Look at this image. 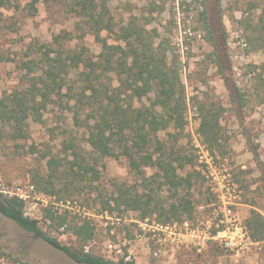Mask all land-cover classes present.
I'll return each instance as SVG.
<instances>
[{
	"label": "rangeland",
	"instance_id": "1",
	"mask_svg": "<svg viewBox=\"0 0 264 264\" xmlns=\"http://www.w3.org/2000/svg\"><path fill=\"white\" fill-rule=\"evenodd\" d=\"M1 1L0 99L28 88L32 75L21 67L23 62L34 59L40 73V55L32 52L37 45L51 44L57 53L83 52L85 59L99 61L101 45L73 11L71 0H38L35 15L28 6L32 0ZM108 9L113 32L103 31L101 36L110 45L119 44V30L135 22L155 37V46L167 53L169 67L180 75L185 128L177 132L170 128L158 136L168 152L174 147L180 157L192 160L179 171L181 176L192 173L195 179L191 190L195 211L186 221L190 228L207 227L223 202L230 203L245 228L252 211L264 217V0H112ZM83 71V65L71 67L66 79V89L72 88L76 95L82 87L78 74ZM106 77L104 82L109 79L117 86L113 74ZM154 99L151 93L135 100L134 106L151 107ZM203 107L221 112L220 144L213 151L199 133ZM80 108L71 96H53L40 121L28 120L25 140H1L2 198L23 200L26 216L74 249L83 245L74 233L76 227L89 224L94 236L84 251L105 260L264 264V240H252L248 231L250 240L240 256L212 242L201 252L187 244L173 247L144 231L137 212L117 208L112 200L121 187L142 193L141 179L126 158L100 159L92 150L87 128L93 122L87 116L89 108ZM77 156L93 169L78 181L80 169L73 164ZM144 173L165 204L172 203L174 197L155 175L157 170L146 168ZM46 209L54 221L46 218ZM59 216L66 219L64 225L56 220ZM146 219L165 224L155 215ZM172 223L184 231L185 221ZM0 264L78 263L0 214Z\"/></svg>",
	"mask_w": 264,
	"mask_h": 264
},
{
	"label": "trees",
	"instance_id": "2",
	"mask_svg": "<svg viewBox=\"0 0 264 264\" xmlns=\"http://www.w3.org/2000/svg\"><path fill=\"white\" fill-rule=\"evenodd\" d=\"M110 1L112 0H71L73 11L85 20L88 30L101 45L97 63L85 59L83 52L57 53L53 45L42 44L32 51L40 55V73L34 59L21 64L32 75L30 84L25 91H14L0 99V142L4 138L12 141L25 140L30 118L40 121L41 112L46 109L53 96H71L79 107L89 108L87 116L93 123H87V142L92 150L100 159L126 158L130 170L142 181L143 192L140 194L133 193L129 188H119L112 199L116 207L124 206L137 212L143 220L155 215L158 221L165 224L190 220L195 211L191 194L195 179L192 173L181 176L179 171L186 165H191L192 160L180 157L174 147H171L172 152H168L167 146L158 136L161 132H168L170 128L175 132L185 128L186 106L180 75L169 67L167 53L155 46V37L150 36L144 27L135 22L119 30L117 45H110L101 36L103 31L113 32L114 25L108 9ZM37 3L38 0L29 3L31 15L37 13ZM81 65L86 71L78 74L82 87L76 95L72 88L66 89V79L71 67L79 69ZM109 74L116 77L117 86L109 79L104 82L103 78ZM64 88L66 93H63ZM151 93L155 94L151 107L134 106L135 100L140 101ZM123 96L125 100H122ZM220 115V110L213 107L201 108L199 133L203 143L211 151L220 144ZM167 135L174 138L171 133ZM253 154L255 158L258 157L257 151H253ZM78 157L73 163L80 169L76 173V181L80 175L93 170L87 168L84 159L79 161ZM146 168L157 170L155 175H158L174 197L172 203L165 204L153 189L151 178H145ZM108 206L110 207V203ZM46 211V218L54 221L49 209ZM0 214L78 264H134L124 259L119 262L109 261L85 252L84 244L94 236L87 223L76 227L74 231L82 240L80 249L63 245L58 239L45 233L38 220L25 215L24 201L18 197L0 196ZM56 220H60L61 225L66 222L61 216ZM246 228L252 240H264V217L260 213L251 212Z\"/></svg>",
	"mask_w": 264,
	"mask_h": 264
},
{
	"label": "built area",
	"instance_id": "3",
	"mask_svg": "<svg viewBox=\"0 0 264 264\" xmlns=\"http://www.w3.org/2000/svg\"><path fill=\"white\" fill-rule=\"evenodd\" d=\"M229 204L223 202L222 207L214 212L213 220L204 229L199 227L192 229L185 221L183 231L177 223L159 224L153 222L150 224L149 219H144L140 226L144 231L153 233L155 238L159 236V241L169 243L173 247L187 244L201 252L208 247V243L212 242L234 256H240L244 253L250 237L239 218L230 209Z\"/></svg>",
	"mask_w": 264,
	"mask_h": 264
}]
</instances>
